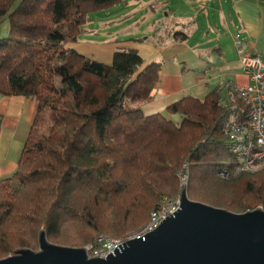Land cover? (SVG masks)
Returning a JSON list of instances; mask_svg holds the SVG:
<instances>
[{
    "label": "trees",
    "instance_id": "1",
    "mask_svg": "<svg viewBox=\"0 0 264 264\" xmlns=\"http://www.w3.org/2000/svg\"><path fill=\"white\" fill-rule=\"evenodd\" d=\"M126 3L0 0V26L9 24L0 37V95L36 103L16 169L0 178V259L36 252L41 235L72 248L100 234L125 240L162 196L183 189L229 212L264 211V167L235 174L219 129L224 117L245 120L240 99L228 106L213 90L169 104L176 119L145 114L139 104L150 99L159 63L143 66L136 50L117 49L105 64L69 46L95 13Z\"/></svg>",
    "mask_w": 264,
    "mask_h": 264
},
{
    "label": "crops",
    "instance_id": "2",
    "mask_svg": "<svg viewBox=\"0 0 264 264\" xmlns=\"http://www.w3.org/2000/svg\"><path fill=\"white\" fill-rule=\"evenodd\" d=\"M194 1L127 0L126 4L95 13L83 26L79 41L69 46L105 64L111 63L117 49L136 50L143 66L159 63V78L150 99L139 104L145 114L161 112L176 119L177 115L165 111L169 104L188 96L203 99L213 90L218 91L221 103L232 106L230 86L248 84L234 36L239 35L246 52L259 54L264 60V0H204V10ZM181 7H190L189 13H181L186 11ZM164 9H172L173 17L188 18L190 25L182 23L159 32L168 39L154 43L151 38L160 30L153 25ZM176 31L186 39L175 37ZM35 106L32 98L0 95V178L16 169Z\"/></svg>",
    "mask_w": 264,
    "mask_h": 264
},
{
    "label": "water",
    "instance_id": "3",
    "mask_svg": "<svg viewBox=\"0 0 264 264\" xmlns=\"http://www.w3.org/2000/svg\"><path fill=\"white\" fill-rule=\"evenodd\" d=\"M124 248L106 259H87L82 248L50 244L41 235L38 251L20 250L0 264H264V211L229 212L182 193L172 217Z\"/></svg>",
    "mask_w": 264,
    "mask_h": 264
},
{
    "label": "built area",
    "instance_id": "4",
    "mask_svg": "<svg viewBox=\"0 0 264 264\" xmlns=\"http://www.w3.org/2000/svg\"><path fill=\"white\" fill-rule=\"evenodd\" d=\"M238 36H234L236 53L241 69L248 77V84L244 87H230L234 97L246 106L247 113L242 122L230 115L222 118L219 123L220 133L227 141L226 148L234 158L235 174L253 172L264 167V60L259 54L246 52ZM219 175L223 177L226 173L221 171ZM186 184V173H180L179 185L184 188ZM180 205L181 195L162 196L158 200V207L151 211L148 222L134 235L121 240L100 234L81 248L87 259H106L119 251L128 240H140L155 231L163 221L180 209Z\"/></svg>",
    "mask_w": 264,
    "mask_h": 264
},
{
    "label": "rangeland",
    "instance_id": "5",
    "mask_svg": "<svg viewBox=\"0 0 264 264\" xmlns=\"http://www.w3.org/2000/svg\"><path fill=\"white\" fill-rule=\"evenodd\" d=\"M194 2H195V4L197 6H199V7L201 6L202 10H204V8H203V6L205 4L204 0H195ZM191 6H193V5H191ZM183 9H186V11H181V13H183V14L189 13V11H190V7H181V10H183ZM165 12H167L168 15L165 14ZM173 15L176 16L175 13ZM173 15H172V9H169V10L168 9H164V10L160 11V13H158L156 15V21L154 22L153 27H155L156 31H158V30H160V31L157 32L158 33L157 36H153V38H151V39H153L154 43H157L159 41L163 42V40L165 41L166 39H168L167 36H164V35L161 36L159 34V32L161 33L164 30L170 31L171 28H177L179 26L178 24H182V23L189 24L188 18L183 20V18H181V17H173ZM165 16H166V18H165ZM8 30H9V24H8L7 21H5L0 26V37H4L5 35H7ZM151 39H150V41H151ZM228 160L229 161H233L232 156H229ZM183 191L185 192L184 189H183ZM185 194H186V192H185ZM185 194H184V196H185ZM183 201L184 202L186 201L185 197H183ZM234 213H237V212H234ZM122 246L124 247L125 245H122ZM22 250H24V249H22ZM38 250H39V248L36 251H38Z\"/></svg>",
    "mask_w": 264,
    "mask_h": 264
},
{
    "label": "bare ground",
    "instance_id": "6",
    "mask_svg": "<svg viewBox=\"0 0 264 264\" xmlns=\"http://www.w3.org/2000/svg\"><path fill=\"white\" fill-rule=\"evenodd\" d=\"M124 249H125L124 247L121 248V250H124ZM119 252H120V250H119Z\"/></svg>",
    "mask_w": 264,
    "mask_h": 264
}]
</instances>
